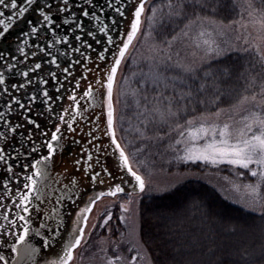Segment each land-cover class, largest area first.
<instances>
[{"label":"snow or ice","instance_id":"obj_1","mask_svg":"<svg viewBox=\"0 0 264 264\" xmlns=\"http://www.w3.org/2000/svg\"><path fill=\"white\" fill-rule=\"evenodd\" d=\"M29 13L35 18L26 19ZM233 13L242 19H233ZM145 19L152 55L147 71L133 73L140 138L165 144L190 168L237 169L241 180H249L244 188L250 199L243 206L264 216V0H0V253H6L0 264L76 259L89 222L85 213L92 212L95 200L77 214V234L63 244L59 260H48L44 252L59 233V225L50 222L55 209L78 199L72 193L79 181L67 170L57 171L55 161L64 151L65 133H76L78 126L81 134L87 126L90 148L75 160L76 170L103 184L113 173L96 165L101 153H111L125 175L107 194L125 193V182L132 188L119 205L123 213L134 201L176 194L175 185L152 187L134 168L135 154L117 138V73L143 34ZM18 21L24 27L11 39ZM229 31L235 33L231 39ZM101 88L106 92L97 114ZM173 133L177 137L166 143ZM33 213L40 218L36 231ZM112 219L108 214L101 227ZM125 235L111 242V255L101 249L103 264L145 260L134 242L121 247ZM146 264H152L150 255ZM232 264H264V245L245 250Z\"/></svg>","mask_w":264,"mask_h":264},{"label":"trees","instance_id":"obj_2","mask_svg":"<svg viewBox=\"0 0 264 264\" xmlns=\"http://www.w3.org/2000/svg\"><path fill=\"white\" fill-rule=\"evenodd\" d=\"M232 18L241 19L237 13ZM134 72L139 69L132 68L129 57L122 78ZM137 79L134 76L129 83L132 96L120 107L119 124L120 135L129 152L135 154V162L143 170L169 174L196 171L195 178L175 186L176 194L140 200L139 239L152 264H232L240 260L245 250L259 251L264 245V216L228 200L212 182L203 179L212 176L214 180L219 175L235 178L231 166L201 164L198 169L190 168L178 162L165 144L140 138L137 129L141 125L133 96ZM176 137L173 134L166 143ZM144 145H147L144 151L138 152L137 148ZM241 181L249 182L247 177ZM99 220L98 232L102 222ZM104 233L103 230L99 235ZM93 237L92 234L90 240Z\"/></svg>","mask_w":264,"mask_h":264},{"label":"rangeland","instance_id":"obj_3","mask_svg":"<svg viewBox=\"0 0 264 264\" xmlns=\"http://www.w3.org/2000/svg\"><path fill=\"white\" fill-rule=\"evenodd\" d=\"M242 19V18H241ZM240 19V20H241ZM247 15L245 14L243 18V23H247ZM147 19H145V23L142 26V35L138 36V39L136 42H134V50L131 52V66L132 68H138L140 71H147L148 70V57L152 55L151 52V46L153 44V39L149 35V26L147 25ZM235 28L239 29L240 25L236 24L234 26ZM208 30H211V28H208ZM145 31H147L145 33ZM235 35L234 32L229 31L228 38L231 39ZM127 61V60H126ZM126 63V62H125ZM123 63L117 73L116 78V85H115V94H114V106L116 109V126H117V138L121 141L122 144H124L123 139L120 135V129L121 126V118H120V107L123 105L131 96V80L134 77L133 74L128 76L127 83H125L124 78H122L124 65ZM143 67V69H140ZM138 72V73H139ZM136 73V72H134ZM130 83V84H129ZM54 128V127H53ZM53 128L51 130H53ZM87 126H84L83 134H81L80 128L78 126V131L76 133H65L66 139L62 141L64 145L66 143L73 144L74 141L81 142V146L79 148H73L70 150L69 159H71V163H75V160L78 158H82L86 153H84L83 150L89 149L90 146L87 143V140L89 137L87 136ZM177 136L176 133H173ZM99 135V133H97ZM169 137L166 138V141ZM39 139V137H38ZM105 143L108 142L107 138H104ZM174 140H169V142H172ZM131 153V152H130ZM104 153L100 154V164L103 163V155ZM74 157V158H73ZM56 163L57 160H55ZM93 163H95V154L93 157ZM86 166V163H85ZM133 166L135 169H137L142 176H144L145 180L152 186L157 187L160 189H167L171 186L179 185L187 180L193 179L196 177V175H185V173H173L169 174L164 171H158V170H143L141 164H138L133 159ZM213 166V165H211ZM220 165H217V167ZM97 167V165H96ZM232 167V166H231ZM82 171V168L80 170ZM232 171L234 175H236L237 170L232 167ZM83 175V176H82ZM82 175H71L75 176L77 180L79 181V186L74 190V196L78 197L75 203L80 201L82 204L74 211L75 215L74 218L77 217V214L80 213V211L86 207L92 206V201L95 200V206L92 208V212L89 214V222L88 227L86 229L85 234V242L82 243L81 247L76 250V259L74 260L73 264H103L102 257L103 252L101 249L107 248L109 255L112 254V247L111 242L112 241H118L121 237V234H126L124 236L125 245H122L121 247H125L127 245L128 241H132L136 244V246L140 250V255L145 257V260L140 261L139 264H146V261L149 257L146 249L143 247V245L140 242L139 239V203L140 200L134 201L132 204L128 205L130 211L128 213H123L119 205L125 204L127 200L130 198L127 194H118L117 196L113 197L107 194V192H104L102 195L98 197H91L90 194H88L89 191H91L93 188L98 187L99 185L108 186L107 183L100 184L99 182L93 184L90 182L89 179L85 178L84 173ZM212 176H209L208 178H203L204 180H207L209 183H213L214 186L230 201L243 206L245 199H250V197L247 195L246 190L244 188V185L247 184V182H243L240 180L238 175L235 176V178H230L228 176H222L219 175V178H214V180H211ZM98 184V185H97ZM66 195H69L66 193ZM82 197V199L80 198ZM72 203V204H75ZM71 203H65L63 208L59 209L58 211H61V214L63 217H66L67 214H65V211H67V208L70 207ZM51 208V206H49ZM244 207V206H243ZM58 209V208H56ZM55 209V210H56ZM256 212H259L258 210ZM260 213V212H259ZM87 214V213H85ZM108 214H111L113 216V219L109 221V224L107 226L101 227L103 220L106 218ZM54 216V214H53ZM120 216H124L125 219L121 221L119 219ZM33 230H38L36 225L40 222V218L33 213ZM99 219L102 220L100 226H99V232L101 233L104 230V234L99 235L98 232V223ZM83 218L81 217L80 224H82ZM73 222H70L71 225ZM55 224V222H53ZM95 226V227H94ZM62 230L59 231L58 236L60 237L64 230L63 226L60 225ZM74 235L76 233V224L74 225ZM94 231V232H93ZM94 235L93 240H90V236ZM0 254H6V253H0Z\"/></svg>","mask_w":264,"mask_h":264},{"label":"flooded vegetation","instance_id":"obj_4","mask_svg":"<svg viewBox=\"0 0 264 264\" xmlns=\"http://www.w3.org/2000/svg\"><path fill=\"white\" fill-rule=\"evenodd\" d=\"M19 3L23 4V0H19ZM34 18H35L34 14H32V13H29L26 16V19H34ZM21 27H24V25L22 22L18 21L17 25H14L13 29L8 34L9 38L15 39V37L19 34ZM95 112L98 114V99L96 101ZM68 144H70V143H68ZM81 145H82L81 142L73 143L72 147L76 149V148H79V146H81ZM72 147H71V149H72ZM107 156L108 157H106L107 158L106 163L108 166L112 167L114 164H112L111 162H113V161L111 160V157H109V154ZM95 159H96V157H95ZM96 169L98 170V165H97ZM74 170L77 171L76 168H74ZM110 187L111 186L101 187L100 191L103 193L104 192L108 193ZM88 194H90L91 197H96L98 195V188L89 191ZM80 198L82 199V197H80ZM81 204H82V202L80 203V201L73 204V206L70 204V207L72 206V208H67V211H65V214H67L66 217H63L61 214V211H58L60 209L59 207H57L58 209H56L54 211V216H52V219L50 222L51 223L55 222V224H53L54 226L58 224L59 225V231L62 230L60 225L63 226L64 232L60 237L56 238L55 242L52 243V246L50 248L45 249L44 254L48 260H50V261H58L59 260V258L61 256V252H62V246L65 243V239L71 234L70 232L73 228V223L74 224L76 223V218H74V215H75L74 211ZM70 222H73V223L70 225L69 224ZM33 231H35V230H33ZM34 243H35V241H34Z\"/></svg>","mask_w":264,"mask_h":264},{"label":"water","instance_id":"obj_5","mask_svg":"<svg viewBox=\"0 0 264 264\" xmlns=\"http://www.w3.org/2000/svg\"><path fill=\"white\" fill-rule=\"evenodd\" d=\"M89 79H91L94 83L95 81V77L92 76L91 74H89ZM87 85V82H82V87H86ZM106 90L101 88L99 90V92H96V96H97V99H98V114L100 113L101 111V108H100V97L105 94ZM104 117H102V121H103ZM49 129H52L54 127V124L52 123H47L46 125ZM54 130V128H53ZM64 145V144H63ZM71 147H72V144H68L66 143V145H64V151L61 153V152H58L57 153V156L55 157V160H57L58 163H56V168H57V171H64V170H67L68 171V174L71 176V175H75L74 174V171L72 170L73 167H72V163H71V159H69V154H70V150H71ZM73 149V147H72ZM108 154H103V163L100 164V166H98V170L101 168V167H107L109 169V171H111L113 173V176L114 178L109 180L108 177L105 175L104 176V179L105 180H108L109 184L111 185H114L116 183H121V180H120V177L121 176H124L125 174L122 173L119 168H118V165H117V161H116V158L111 155V153H109V157H111V160L113 162H111L112 164H114L112 167L108 166L107 163H106V157ZM74 158V157H73ZM83 172L81 173H78L77 175H82ZM83 176V175H82ZM128 178L125 176V180H127ZM123 187H125V193L123 194H127V193H130L132 191V188L129 184H127L126 182L122 184ZM101 186L99 185L98 187H95L93 188L92 190L94 189H97L98 188V197L100 195H102V192L100 191V188ZM71 205L73 206V204L71 203ZM75 235H74V232H72V235L70 237L67 238V242L74 239Z\"/></svg>","mask_w":264,"mask_h":264}]
</instances>
